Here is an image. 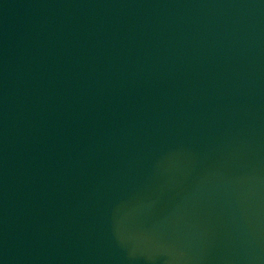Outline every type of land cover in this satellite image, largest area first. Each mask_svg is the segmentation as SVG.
<instances>
[{
    "label": "water",
    "instance_id": "95a60500",
    "mask_svg": "<svg viewBox=\"0 0 264 264\" xmlns=\"http://www.w3.org/2000/svg\"><path fill=\"white\" fill-rule=\"evenodd\" d=\"M0 264H264V0H0Z\"/></svg>",
    "mask_w": 264,
    "mask_h": 264
}]
</instances>
